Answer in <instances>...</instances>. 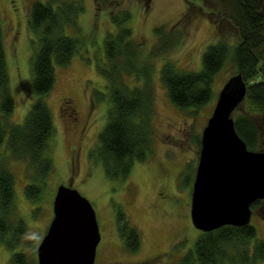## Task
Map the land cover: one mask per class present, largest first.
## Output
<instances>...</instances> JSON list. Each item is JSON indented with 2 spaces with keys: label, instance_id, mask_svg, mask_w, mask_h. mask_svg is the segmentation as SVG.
Returning <instances> with one entry per match:
<instances>
[{
  "label": "trees",
  "instance_id": "1",
  "mask_svg": "<svg viewBox=\"0 0 264 264\" xmlns=\"http://www.w3.org/2000/svg\"><path fill=\"white\" fill-rule=\"evenodd\" d=\"M221 9L212 13L219 41L208 47L202 58V69H181L166 56L183 41L176 30L165 26L155 30L156 43L144 57V45L131 28L133 15L120 8L119 0H97L98 12L108 11L114 32L106 35V64L98 67L107 83L108 93L97 94V100L108 99L107 123L98 136L96 148L89 158L100 165L111 181H126L136 163H145L153 154L156 135V93L154 62L164 59L159 79L166 88L171 104L182 112L199 113L213 99L215 78L231 65L247 85L243 103L245 112L234 118L235 128L249 150L264 152V13L262 0H216ZM117 7V8H116ZM84 0H48L34 2L28 26L34 54L31 59L35 100L23 124H15V102L12 95L0 12V246L12 252L8 264H37L29 227L16 203V178L11 162L25 165L28 184L26 200L35 206L33 216L43 210L51 177L56 173L52 159V142L56 134L47 98L56 84V69L69 66L84 44L79 19L85 12ZM71 30L75 36L67 34ZM233 31L235 35H233ZM229 34L235 37L231 41ZM230 39V40H229ZM133 78V85L127 80ZM242 103V104H243ZM241 104V105H242ZM201 148V138L196 139ZM197 170V169H196ZM264 205L257 201L253 212ZM264 209V208H263ZM117 228L125 249L137 253L141 249L140 233L120 206ZM34 248V246L32 247ZM33 252H35L33 250ZM264 262V240L257 238L251 226H225L202 233L194 250L185 255L183 264H261Z\"/></svg>",
  "mask_w": 264,
  "mask_h": 264
},
{
  "label": "rangeland",
  "instance_id": "2",
  "mask_svg": "<svg viewBox=\"0 0 264 264\" xmlns=\"http://www.w3.org/2000/svg\"><path fill=\"white\" fill-rule=\"evenodd\" d=\"M47 1L0 0L15 102V124L24 123L35 100L31 63L34 51L28 26L30 9L34 2ZM119 1L117 6L129 9L133 15L131 28L135 38L144 45L146 58L156 43L155 30L159 26L182 33V43L166 56V60L174 61L186 71L199 72L204 53L219 41L216 16L212 14L221 9L216 0ZM84 3L86 9L79 19L80 37L84 44L69 66L56 69V84L47 98L56 129L51 155L56 173L51 177L44 210L38 218L32 214L35 206L24 195L28 184L25 165L11 162L16 178L17 208L28 224L29 238L34 246H30L27 253L29 256L34 253L37 263L38 247L54 217L53 202L57 189L65 185L76 189L95 209L101 233L95 264H183L185 255L194 250L201 234L191 219L193 184L201 150L195 141L202 138L220 91L236 71L227 65L218 74L213 99L194 115L171 104L159 79L165 60L154 62L158 74L154 80L156 135L153 154L147 162L135 164L128 180L111 181L88 154L96 148L98 136L107 123L110 103L108 99L101 101L96 98L97 94L108 93L107 83L99 74L98 67L106 64L104 41L115 28L108 11L98 12L97 0H84ZM67 34L75 36L68 29ZM233 35L229 34L231 41L235 40ZM134 81L133 78L127 80L131 86ZM246 109L247 105L243 103L233 113V118ZM260 120L264 131V117ZM261 145L264 148V135ZM118 206L141 235L142 245L137 253H129L119 237ZM263 208L264 205L253 212L250 223L259 240H264ZM11 255L9 249L0 246V264H8Z\"/></svg>",
  "mask_w": 264,
  "mask_h": 264
},
{
  "label": "water",
  "instance_id": "3",
  "mask_svg": "<svg viewBox=\"0 0 264 264\" xmlns=\"http://www.w3.org/2000/svg\"><path fill=\"white\" fill-rule=\"evenodd\" d=\"M246 96L242 76L231 77L203 130L191 206L192 224L202 233L250 225L252 206L264 201V152L249 150L233 118ZM53 214L37 250V264H95L101 233L91 202L61 185Z\"/></svg>",
  "mask_w": 264,
  "mask_h": 264
},
{
  "label": "flooded vegetation",
  "instance_id": "4",
  "mask_svg": "<svg viewBox=\"0 0 264 264\" xmlns=\"http://www.w3.org/2000/svg\"><path fill=\"white\" fill-rule=\"evenodd\" d=\"M64 104V103H63Z\"/></svg>",
  "mask_w": 264,
  "mask_h": 264
}]
</instances>
